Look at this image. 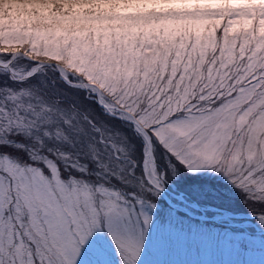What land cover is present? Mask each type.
<instances>
[{"label": "snow or ice", "instance_id": "obj_1", "mask_svg": "<svg viewBox=\"0 0 264 264\" xmlns=\"http://www.w3.org/2000/svg\"><path fill=\"white\" fill-rule=\"evenodd\" d=\"M31 2L0 24V264H147L180 184L264 233V0Z\"/></svg>", "mask_w": 264, "mask_h": 264}, {"label": "rangeland", "instance_id": "obj_2", "mask_svg": "<svg viewBox=\"0 0 264 264\" xmlns=\"http://www.w3.org/2000/svg\"><path fill=\"white\" fill-rule=\"evenodd\" d=\"M231 4L235 6L236 0H231ZM98 6L118 11L146 12L203 4L199 0H108ZM211 6H223V0ZM84 7L97 5L86 4ZM33 9L39 12L41 6L31 0H0V24L9 19H27ZM182 189V184L170 188L160 200L155 226L171 232L172 238L165 247H150L145 257L147 264H259L264 259L258 244L254 245V241L264 237V233L249 215L238 193L230 191L226 200L213 201L218 206H211L207 202H191L195 198L180 200L177 193ZM103 246L112 264H116L117 258L111 245L105 242Z\"/></svg>", "mask_w": 264, "mask_h": 264}]
</instances>
